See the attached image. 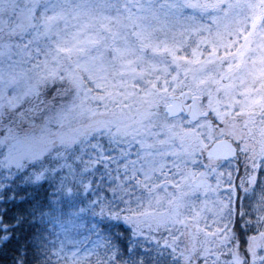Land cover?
Wrapping results in <instances>:
<instances>
[{
    "label": "snow or ice",
    "instance_id": "6c2138e0",
    "mask_svg": "<svg viewBox=\"0 0 264 264\" xmlns=\"http://www.w3.org/2000/svg\"><path fill=\"white\" fill-rule=\"evenodd\" d=\"M0 264H264V0H0Z\"/></svg>",
    "mask_w": 264,
    "mask_h": 264
}]
</instances>
